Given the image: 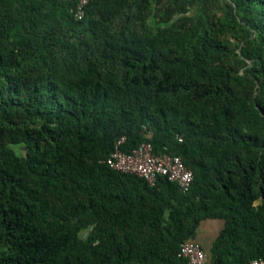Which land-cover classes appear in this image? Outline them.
Here are the masks:
<instances>
[{
    "label": "trees",
    "instance_id": "trees-1",
    "mask_svg": "<svg viewBox=\"0 0 264 264\" xmlns=\"http://www.w3.org/2000/svg\"><path fill=\"white\" fill-rule=\"evenodd\" d=\"M73 8L0 0V264H186L205 219L207 264L264 261V0ZM122 136L190 189L108 167Z\"/></svg>",
    "mask_w": 264,
    "mask_h": 264
},
{
    "label": "built area",
    "instance_id": "built-area-1",
    "mask_svg": "<svg viewBox=\"0 0 264 264\" xmlns=\"http://www.w3.org/2000/svg\"><path fill=\"white\" fill-rule=\"evenodd\" d=\"M74 3L73 14L76 19L85 16V8L89 0H66ZM152 132L145 130V136L150 138ZM181 140V137H178ZM125 137H120L113 150L106 157L105 163L113 170L132 173L143 178L153 186L159 176L175 182L181 192H187L193 181V172L178 155L170 152L156 153L150 141H143L138 146L124 151L121 144ZM178 256L186 260V264H207V255L202 246L195 240L186 239L179 245ZM231 264H264L262 259H252L246 263Z\"/></svg>",
    "mask_w": 264,
    "mask_h": 264
},
{
    "label": "crops",
    "instance_id": "crops-1",
    "mask_svg": "<svg viewBox=\"0 0 264 264\" xmlns=\"http://www.w3.org/2000/svg\"><path fill=\"white\" fill-rule=\"evenodd\" d=\"M222 225L223 221L221 219H205L201 221L195 240L208 250Z\"/></svg>",
    "mask_w": 264,
    "mask_h": 264
},
{
    "label": "rangeland",
    "instance_id": "rangeland-1",
    "mask_svg": "<svg viewBox=\"0 0 264 264\" xmlns=\"http://www.w3.org/2000/svg\"><path fill=\"white\" fill-rule=\"evenodd\" d=\"M153 26V25H151ZM223 39L231 46V47H236L237 45V37L233 34V33H226L224 36H223ZM13 147L19 151V153L22 151V148L19 147V146H16V145H13ZM260 200H258L256 203H259ZM80 236L81 237H85L86 236V231H82L80 232Z\"/></svg>",
    "mask_w": 264,
    "mask_h": 264
}]
</instances>
